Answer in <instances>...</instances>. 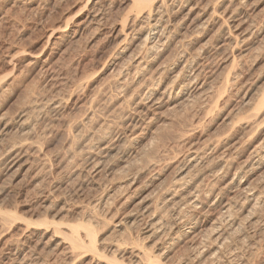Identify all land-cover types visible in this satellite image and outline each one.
I'll return each instance as SVG.
<instances>
[{"label":"rangeland","instance_id":"1","mask_svg":"<svg viewBox=\"0 0 264 264\" xmlns=\"http://www.w3.org/2000/svg\"><path fill=\"white\" fill-rule=\"evenodd\" d=\"M14 1H0V85L3 84L0 91V264H209V258L201 261L193 257V245L196 247L204 243V237H197L195 243L185 238H174L173 242L168 236L146 238V235L144 237L139 233L142 228L140 224L133 226L135 229L117 227V224L121 220L124 226L126 216L133 213L146 198L154 200L156 196L153 194L163 183L165 185V181L173 178L174 168L194 149L212 147L219 142L218 151L211 155L218 159L232 156L236 159H233V168L236 169L247 159L250 151L264 140V111L256 120L251 116L258 110V101L264 91V0H195L192 12L189 8L182 11L180 4L175 5L171 14L177 15V20H184L185 33L182 32L181 36H188L186 41H191H187V52L199 56L196 64L200 66H195L199 77L191 89L193 99L180 104L168 102L155 112L157 115L149 112L151 117H148V121L144 112H139L140 109L126 105L125 97L128 96L129 100L137 95L139 88L150 86L152 79L149 76L157 68L164 74L161 77L156 75V78L153 76V81L160 79L164 86H170L177 80L181 65H175L174 61L180 46L178 48L174 43L169 49L160 51V60L151 73L142 75L146 76L143 78L131 73L129 77L134 82L128 77L127 87H120L116 82L117 71L124 70L128 61L126 58L124 60L127 62L119 61L114 57V47L108 35L114 23L121 24L129 14L130 0H106L107 9L103 7L106 9L103 11L101 7L106 20L102 19V25L97 27L100 31L95 32L97 29L93 26L81 37L72 36L66 31L86 17L88 7L85 0H32L28 2L30 5L27 4L30 0ZM213 13L218 18V25L209 26L205 32L200 31L191 39L188 32L196 21L199 18L204 21ZM221 15L226 16L224 20ZM227 16L231 20L226 26L235 23L234 27L238 26L241 32H248L244 43H239L234 49L218 31ZM92 30L94 33H91ZM167 65L178 67L174 73L166 74ZM235 72L240 74L236 82L221 88L224 79ZM122 89H125L124 92H121ZM33 98L39 102L47 98L48 102L58 103L56 109H40L39 113L36 110L37 114L31 112L33 130L25 136L19 130L17 117ZM91 100H94L92 104ZM124 112L130 113V117H141L136 132L124 133L120 121ZM103 140L102 147L107 145V150L110 149L104 160V165L109 166H104L107 171L104 168L105 171L102 169L99 174H93L90 165L96 159L97 151L94 149ZM19 144L23 145L18 149V156L5 154L7 148ZM143 153L156 160L168 154L157 165L158 180L151 181L148 175H144L136 179L139 181H135L134 186L126 188L148 159L147 156L143 159ZM204 161L208 162L209 159ZM215 163L212 164L215 166ZM209 164L192 171V176L198 178L204 210L198 209L195 210L197 213L186 212L184 215L185 220L195 219L198 222H202L205 215L209 216L210 221L203 222L206 230L218 218L211 207L212 197L208 195L211 191L217 194L227 181L221 177L222 174H216L214 166L211 168ZM114 171H118L117 174ZM254 171L245 175L246 181L251 185L263 186L264 169ZM234 174L235 170L228 174V181ZM131 176L129 182L127 179ZM108 196L115 198L111 201L110 213L107 215L106 211H97L89 216L94 205L91 201L98 203L103 197L104 200L109 199ZM262 207H259L260 211L256 210L255 217L258 218L244 227L247 232L242 230L237 235L239 250L235 251L232 247L230 253L220 255L222 259V256L228 257L223 260L219 257L220 264H264V205ZM80 223L93 229L97 251L71 245L69 237L73 226ZM77 234L87 245L86 232L80 229ZM242 243L244 247L240 245ZM134 248H143L150 258L132 260L130 251ZM233 258L235 262L230 263L229 260L233 261Z\"/></svg>","mask_w":264,"mask_h":264},{"label":"bare ground","instance_id":"2","mask_svg":"<svg viewBox=\"0 0 264 264\" xmlns=\"http://www.w3.org/2000/svg\"><path fill=\"white\" fill-rule=\"evenodd\" d=\"M18 1H20V0H18ZM26 1L27 0H25V2ZM31 1L32 0L27 1V4H28V2L31 3ZM57 1L58 0H56V2ZM130 1H131V4H128V6L131 5V6H129L130 7L129 11H128L129 14L127 15L126 18L124 17L125 19L123 21L121 20L122 21L121 24H119L120 23L119 22L118 23L119 25H118L115 22L118 25V27L115 26V23H114L113 27L110 25L112 28L110 31V35H108V37L111 40V43L113 44V47H114L113 48L114 57L116 59H119V61H120V59L124 60L125 58H126L125 60L128 61L127 62L124 60V62H127L125 67H123L124 70L121 69V70L117 71L119 73H118V78L116 79V82L120 87H125V88L127 87L128 84L126 83V81H127V78L131 75V73L132 74L134 73V76L139 75V76H141V78L146 77V76L142 77V75L151 73L152 69L155 67L157 62L160 60V58H159L161 56L160 51H164V50L169 49L170 46H172L174 43H177V47L180 46V50L178 51L179 52L178 56H176V60L174 61L175 65H178V66L181 65L180 71L178 72V74L176 76L177 80L173 81L170 86L169 85L164 86L163 80H160V79L158 80V82L156 79L153 81V76L155 77L156 75H159L161 77L162 73L164 72L163 71L161 73L160 68H157V67H161V66H157L156 67L157 69H155V71H153V74H151V75L149 74L150 75L149 77L152 79V84L151 85L148 84L150 86L139 88L137 95H135V97L132 96L129 100H127L128 96L125 97L126 100H124V102H126V105H130V106L132 105V106H135L136 109H140L139 112H144L143 114L146 115V116L144 115L145 117H147L146 120L147 119L150 120V118H148L150 116L149 112H153V114H154L163 105L167 104L168 102L169 103L171 102V104L172 103H179L180 104V103H184L185 101L192 98L191 89L193 87V84L195 83V80L197 79V77H199V76H197L196 70H195V66L197 65L196 60H197V57H199V56L195 55L194 53H193L194 54L193 55L192 53L190 54L187 52L188 48H189L188 42L190 41V39H189V41L187 39V41H188L187 42L186 38L188 36H185L186 34L185 35L183 34L185 37L181 36L182 32L185 33L183 31L185 29H184V24L182 22L184 20H182V21L177 20V18H176L177 15L175 16V14L174 15L171 14V11L175 7L176 4H180L179 6H180V9L182 11H184L186 8H189L190 11L192 12V10L194 9L193 8L194 3H196V2H195V0H130ZM199 1L202 2L201 0H199ZM203 1H205V0H203ZM233 1H236V0H232V2ZM25 2H23V3H25ZM121 3H123V2H121ZM223 3H224V1H223ZM53 4H54V2H53ZM106 4H107L106 0H85V6L88 7V11H87L88 13L86 14V17L84 18V20L82 22L78 21L75 24H73L72 27H70V26H69L70 28L67 27L68 29H67V31L66 30L65 31L67 33L73 34L72 36L79 35L81 37V34H83L85 31H87L90 28L92 29L93 26L96 27V29H97V27L99 25L100 26L102 25V24H100L101 21H103L102 19L106 20L105 17L103 18L104 13H101V11L104 9L103 7H105ZM18 5H19V3H18ZM28 5H30V4H28ZM112 5H110V7ZM101 7L103 8L102 10H101ZM106 9H104L103 11H105ZM14 11L16 13L15 9H14ZM225 11L227 12V10H225ZM8 12H9V10H8ZM172 12H174V11H172ZM212 12H213V10H212ZM226 12H225V14H228ZM214 13H215V11H214ZM214 13L212 15H208L209 16L207 18L208 20L205 19L204 21H202L203 19L199 20L200 19L199 18L198 21H196L197 23L195 22L196 24L193 25V27L189 25L190 27H192L191 31L188 32L190 34L191 39H192V37L196 36V34L199 35L201 33L200 31L207 30V28L209 26H211V25L214 26V24H217L218 18L216 19V17H215V14H217V13H215V14ZM10 14H12V13H10ZM21 14H22V12H21ZM188 14H189V12H188ZM105 15H107V14H105ZM231 15H230V17H231ZM107 16H106V18H107ZM223 16L221 15V17H223ZM225 17H223L222 19L224 20ZM12 18H14V17H12ZM229 19L230 18H228V16H227V19L225 20V22L222 21L223 24L221 23L222 25L220 26V29H218V31H220L222 37H224V38L226 37V39L229 40L232 49H234L237 46H239L238 45L239 43H241V42L244 43L245 39H247V33L248 32H241L242 29L239 30L238 26L234 27L235 23L232 26H226ZM107 21H108V19H107ZM238 25L240 26V23H238ZM240 27H242V26H240ZM188 28H186V30ZM247 29H246V31H247ZM98 30L99 29H97L95 32H97ZM92 32L94 33V30H92L91 33ZM52 33L53 32H51V34ZM202 34H203V32H202ZM84 35H82V36H84ZM79 36H78V38H80ZM74 39H76V38H74ZM201 51H203V50H201ZM201 51H199V52H201ZM199 52H197V53H199ZM20 53H18V54H20ZM211 53H213V52H211ZM200 55H201V53H200ZM12 56H14V55H12ZM203 58H204V56H203ZM122 63H123V61H121V63H120V65H121L120 68H122ZM234 63H235V60H233V64ZM236 63L238 64V62H236ZM34 64H35V62H34ZM178 66L168 67V65H167L168 68L165 71L166 74L174 73V69ZM197 66H200V65H197ZM48 68H50V67H48ZM161 69H163V68L161 67ZM239 75L240 74L235 72V73L231 74V76L225 78L224 81L220 85V86H222L221 88L227 87L229 84H233V82H236ZM130 78L131 77H129V79ZM147 79H149V78H147ZM151 79H149V80H151ZM131 81H133V80H131ZM1 85H3V84H1ZM1 85H0V91L2 90ZM119 86H118V88H119ZM124 90L125 89H122L121 92L122 91L124 92ZM38 98H40V97H38ZM36 99L33 98V100H31L30 103H28L29 104L28 107L24 108L25 110L23 109V111L17 117L19 130L25 136L28 135L29 132H31V129L33 128L32 127L33 125L31 126V122H30V120H32V118L30 119V115H32V113L34 114V112L36 110L38 111L37 113H39L40 109H42V110H44L45 108L56 109V107H57V106H55L58 103L57 101L55 102V101L50 100V102H48L47 101L48 99L46 98L47 102L45 100H44L45 102L44 101L39 102ZM93 101L94 100L90 101L91 104ZM258 105H259L258 110L253 112L251 115L252 118H254V120L258 119L262 115V112L264 111V91L259 98ZM128 108H130V107H128ZM131 112H132V109H131L130 113ZM136 112H137V110H136ZM124 113H123L122 119L121 120L119 119L122 122L124 133L125 134L126 133H133V131H135V129L138 128V122H140L139 118H141V117H130L129 116L130 113H129V115L126 113L124 114ZM133 113L135 114V112H133ZM140 114L142 116V113H140ZM145 117H144V119H145ZM139 124H142V123H139ZM246 124H247V122H246ZM248 124H250V123H248ZM119 126H121V125H119ZM136 140H137V138H136ZM103 142H104V140L102 142L99 141V143L96 145V148L94 149L97 151L96 159H94L95 157H93V159H94L93 163L90 162L92 164V165H90V166H92L90 169L92 171L91 173H93V174H99L102 171V169H104L106 167L104 165V160L107 156V153L110 152L109 151L110 149L107 150L109 147L107 145L105 147H102L103 145L101 143H103ZM218 143L212 147L206 146V148H204V149L203 148L202 149H196V150L194 149V151L190 150L191 152L189 153L188 156H185L186 158H184L183 161H181V160H180L181 162L178 161L179 164H177V167H176L177 169L174 168L176 171H175V173L173 172L174 173L173 178L168 182L165 181L167 184L165 183V185H164V183H163V185H161L160 188L158 187L159 190L157 193L154 191L156 193V194H153L154 197L156 196L154 198V200L153 199L150 200L147 198L145 200H143L142 203L137 207V209L133 213L131 212L130 214H128L126 216L124 226H123V222L121 223V220H120V222L118 224L116 223L117 227H121V228L126 227L127 228V226H129L128 229H130V228H133V226L140 224L141 225L140 227H142L140 229L141 232H139L141 234V236L146 235L147 236L146 238H153V239H156V237H158V236H165V237L168 236V238L171 241H173L174 238L175 239H177V238L178 239H182V238L184 239L185 238V239H189L192 243H195L194 241L197 237H201V238L204 237L205 240H202V241H204V243L201 241L202 242L201 245H197L196 247H195V245H193L195 248L193 251V257L196 260L199 259L201 261L204 258H209V260H210L209 264H220V259L223 260L225 257L228 258L227 256H222L223 257V259H222L220 257V255H222L226 252L230 253V250L232 249V247L235 248L234 249L235 251L239 250L238 249L239 247L236 245V243L239 241V237L237 235H240L239 233H241L242 230L244 231V229H245L244 227L246 225L248 227V225H251L252 222H254L256 220V218H258V217H255L256 210L257 209L259 210V207H262L264 205V185L262 186V185H256V184H254V185L248 184V182L246 181V178H245V175H248L249 172L254 171V169H264V140L261 143H259L257 146H255L253 148V150L250 151L247 159L244 162H242L241 164L237 165L238 167H236V169L233 168V163H234L233 159H235V158H232V156H229V157L225 156L227 158H225L223 156L224 158L221 157L220 159H218V157L216 156L217 159L215 161H217V160L218 161L216 163L214 162V159L216 157L214 158L211 154L215 150H217V148L219 146ZM22 145L23 144H19V145H16L17 147L11 146L10 148H7L5 151L6 152L5 154L7 156H13V157H15L16 155L18 156L20 154V153L18 154V152L20 151V150L18 151V149L21 148ZM164 150H166V148ZM96 151H95V153H96ZM168 151H170V150H168ZM159 152H157V153L159 154ZM163 153H164V151H163ZM144 154L145 153H143V159L146 156L148 157V159L145 160L146 162L143 160L145 162V163L143 162L145 165H143V167H139V169L136 171V174L133 175L134 178L132 179V182H130V180L133 176L128 177L127 180L130 183H129V186H126V188L134 186L135 181L137 183L139 181V180L137 181L136 179L141 177V176L143 177L144 175L145 176L148 175L151 181L158 180L157 179L158 176L156 175L157 165L161 160L166 158L168 156V154L166 153L167 156H164V158L161 157L160 159L158 158L159 156H157V158H158L157 160L154 157H149V155H147V153H146V156H144ZM166 154H164V155H166ZM209 155H211V156H209ZM238 158H240V157H238ZM205 159H209V161L205 162L204 161ZM167 162L168 161H166V163ZM170 163L171 162H169V164ZM206 163H208V164L210 163L209 166L211 165V168H212V165L215 163V166L213 165L215 168V171H216L215 173L219 174V175L222 174L221 177L224 180H227L226 182H224L223 186L220 187V190L218 191L217 194H214L212 191H211V193L209 192L210 194L208 195V197H210V198L212 197V199H211L212 200L211 201V204H212L211 207H213L212 210L217 212L218 218L212 222V226L210 228H208V230L205 229L204 224L210 221L209 216H208L209 217L208 218L205 215V217H203L204 220L202 222H198L195 219H191V220L187 221V220H185V216H184L186 214V212L193 213V212H196L195 210H198V209L204 210L203 205H205V204L202 201V197H201L202 192H200V185L197 184L198 178H197V176L193 177L192 174H193L195 169H200ZM163 165H164V163H163ZM108 166L109 165L107 164L106 168H108ZM126 167L124 169H126ZM105 169H104V171H105ZM233 170H235L234 177L228 181V178H227L228 174ZM106 171H107V169H106ZM199 171H202V170H197V172H199ZM88 172H90V170H88ZM117 172L114 171V174L115 173L117 174ZM110 173H113V172H110ZM158 174H159V172H158ZM242 176H243V178H242ZM122 178L123 177H121V180H122ZM149 178H146V179H149ZM150 180H149V182H150ZM124 182H126V180ZM150 183H152V182H150ZM258 183H260V182H257V184ZM126 184L127 183H125V185ZM141 184H143V183H141ZM123 186H124V184L122 185V187ZM142 188H143V186H142ZM117 189L119 190L122 188H117ZM215 190L216 189H214V191ZM122 191H124V190H122ZM126 194H129V193L126 192ZM110 197H109V199H106V200H104V197H103V199H101L102 198L101 197L100 198L101 200L98 201V203H95L94 200L91 201V204H94V205H92L93 210L90 211L89 216L93 215L97 211H102V213H103V211H106V214L108 215L110 213L112 205H113L112 200H115V198L112 199ZM206 198H207V196H206ZM102 208L105 210H102ZM210 214H211V212H210ZM217 214H216V216H217ZM207 215H209V214L207 213ZM244 215H246V218H244L245 217ZM257 215H259V214H257ZM7 216H11V215H7ZM203 222H204V224H203ZM256 223H258V222L256 221ZM80 229L84 230L87 234V237H88V244L87 245H85L81 241V239L79 238V236L77 234V231ZM133 229H135V228H133ZM245 231H244V233L247 232V231L246 232ZM241 239L242 238H240V241H241ZM69 240L71 241V245L74 248L86 247L88 249H91L92 251H97V243H96L97 240H96L94 231L90 225L80 223L78 225L73 226V231L69 237ZM243 240L245 243L246 240L244 238H243ZM240 245L242 247H244L243 243ZM247 245L248 244H246V247H248ZM16 250H18V249H16ZM244 253L245 252H243V254ZM8 254H11V253H8ZM230 255L232 256V254H230ZM243 256H245V255H243ZM130 257L132 260H135V261L148 260L150 258L149 254L147 252H145L143 250V248L132 249L130 251ZM219 257H220V259H219ZM246 257H248V255ZM11 258L9 257V259H11ZM246 260H247V258H246ZM15 261H17V260H15ZM229 262L230 263L235 262V259L233 261L229 260ZM11 263H13V262H11ZM103 263L104 262H99L98 264H103ZM105 264H109V263H105ZM221 264H222V262H221Z\"/></svg>","mask_w":264,"mask_h":264}]
</instances>
